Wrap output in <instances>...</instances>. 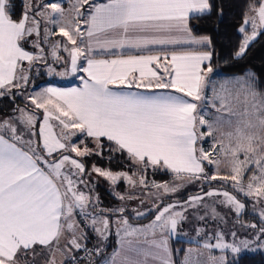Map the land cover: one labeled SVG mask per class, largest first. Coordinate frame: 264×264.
<instances>
[{
    "label": "snow or ice",
    "instance_id": "1",
    "mask_svg": "<svg viewBox=\"0 0 264 264\" xmlns=\"http://www.w3.org/2000/svg\"><path fill=\"white\" fill-rule=\"evenodd\" d=\"M210 12L209 0H38L14 19L0 0V98L27 89L35 65L47 63L42 45L65 68L49 74H83L82 86L43 88L27 96L31 106L0 117V264H36L39 255L45 264H175L169 240L189 216L204 222L195 228L201 247L222 253L208 264L264 250V93L251 70L213 78L211 39L190 27ZM238 32L240 59L264 34V0H251ZM105 145L109 161L126 156L127 171L86 169L82 158L103 157ZM149 171L173 180H149ZM93 174L113 190L121 181L146 189L152 203L114 192L138 206L104 209ZM197 181L199 193L172 199ZM244 200L259 224L243 222ZM213 204L232 210V227L207 231L206 218L228 224ZM182 264L197 262L186 255Z\"/></svg>",
    "mask_w": 264,
    "mask_h": 264
},
{
    "label": "trees",
    "instance_id": "2",
    "mask_svg": "<svg viewBox=\"0 0 264 264\" xmlns=\"http://www.w3.org/2000/svg\"><path fill=\"white\" fill-rule=\"evenodd\" d=\"M37 0H10L12 5L13 18L18 19L26 10V5L31 6ZM211 4V12L203 16L197 17L196 19L190 20V25L193 34L197 36H208L211 39L210 50L213 53L212 64L213 68L216 70L215 74H226V75H242L245 71L251 70L256 74L257 82L256 88L259 92L264 93V34L258 36V38L252 42L245 55L237 59L235 58V53L242 42V34L238 32V28L242 25L245 13L248 10V4L251 0H209ZM103 2V0H101ZM32 4V5H33ZM34 6V5H33ZM251 31L249 26V32ZM44 51L47 53L46 61L47 63H39V69L35 65V69L30 73L31 79L34 82L33 88L47 84L56 85H68L69 82L62 80H56L54 77H49L46 67L52 62L50 58V50L48 47ZM58 71L63 69V66H59ZM58 68V67H57ZM38 70V73L35 72ZM83 75L80 73V76ZM32 89L28 85L27 89H21L19 92L13 90L14 99H10L7 95L0 98V117H6L10 114L15 106L24 108L28 105L25 104L23 98L21 97L23 93ZM90 143V139H87ZM92 144V143H91ZM93 145V144H92ZM91 145V146H92ZM93 147V146H92ZM109 152L107 150V145H105L103 157L97 155H91L83 157V162L86 165L87 170H91V166L96 164L102 168H108L113 171H127L129 169L130 162L126 156L119 154H112V158L108 160ZM154 180L157 182L168 181L171 177L169 173H152ZM213 185L219 187L216 182ZM123 186H117L121 188ZM97 192L101 195L102 204L105 206L109 205L110 202L115 199L111 194L103 187H96ZM207 190V189H206ZM198 192H192L178 198L179 200H184L188 196L196 194ZM245 201V200H244ZM246 202V201H245ZM254 215L251 214L249 209L242 215L243 222H253L259 220L256 219ZM140 223H148V219H142ZM91 232H88L91 237H89L88 246L94 244L93 236ZM112 237L111 239H113ZM195 246L194 243L177 239L173 241V248L175 250V261L176 264H182L183 259L187 255V249ZM112 246L109 247V250ZM179 250V251H177ZM240 264H264V253L255 254H243L240 258Z\"/></svg>",
    "mask_w": 264,
    "mask_h": 264
},
{
    "label": "rangeland",
    "instance_id": "3",
    "mask_svg": "<svg viewBox=\"0 0 264 264\" xmlns=\"http://www.w3.org/2000/svg\"><path fill=\"white\" fill-rule=\"evenodd\" d=\"M44 2H46V3L47 2H54V0H44ZM37 3H38V0L34 4L33 3L32 4L36 5ZM32 4H31V6H33ZM63 6L67 9L68 4L65 2L63 4ZM41 35H43V31L42 30H41ZM32 39H35V36H33ZM57 39H60V38L59 37L50 38V43L55 41V40H57ZM46 47L47 46H45V48ZM44 55H45V59H47L46 58L47 53L45 51H44ZM59 55L64 57L65 59H67V53L63 52L62 54H60V52H59ZM50 58L52 59L51 54H50ZM55 65L58 67V69L60 68L59 66H61L59 63H55ZM36 67L39 69V63L36 65ZM52 68H54L56 70L55 66L52 67ZM61 70L65 71V68H63ZM61 70L60 71L56 70V72L57 73L58 72H62ZM37 73H38V70L35 72V74H37ZM47 74L49 75V77H54L56 80H62V81H65V82L75 81V80H77L78 77H80V73L79 72L76 73V74H72L71 72H69L65 76L49 74L48 71H47ZM30 76H31V74H30ZM221 76H223V77H231V76H234V75L221 74L217 78H221ZM33 83L34 82L32 81V79L30 77L29 85H30V87H32V89H29L27 92L23 93L22 96H21L23 98L25 104L28 105V106H31V105H30V102L26 99L27 96L29 94L33 93V92H37V91H40L43 88H46L44 85H42L41 87L35 89V88H33ZM210 111H212V110H210ZM213 115H215L214 111H213ZM76 142H78L77 138L73 137V143H76ZM81 147H83V145ZM88 147L91 148V146H88ZM204 147L205 148L208 147V142L207 141L204 142ZM221 171L223 173V171H224L223 166L221 168ZM148 178H149V180H154V176L152 174H150V172H148ZM91 179L96 181V183L94 185V190H95V193H97L99 195L100 206L102 208H104V209H113V208L120 207L122 205H126L129 209L136 208L138 206V204H139V199H145L146 204H151L152 203L151 198H146L147 197V190L146 189H143V188H129L125 182L121 181L120 183H118L117 185L114 186V190H113V186L110 185V183L106 179H104L103 177H99L98 175L93 174ZM172 180H173V177L171 176L168 181L171 182ZM120 184H122L123 186H121V188H117V186H120ZM96 187H103L111 194L112 197L114 196L115 199H113L110 202V206L109 205L105 206L104 204H102L103 201H102L101 195L97 192ZM200 190H201V184H200L199 181L193 182V183H188L184 188H182L180 191L175 193V195L172 197V199H178V198H180L182 196H185L186 194H190L192 192H198L199 193ZM114 192L115 193H119V194H125V195H135L139 199H130V200L122 202L120 199L117 198V196L114 194ZM193 195H195V194H193ZM180 201H183V200H180ZM245 201H244V203L246 205H248V207L246 208L245 212L247 211V209H249V211L251 212L250 202L248 200H245ZM206 202L209 203V204H212V198H208L206 200ZM213 206L216 208V211L218 213H220L222 216H224L225 220L228 221V224L227 225H219V222L217 220H212L210 218H206L207 219V231L212 232L218 226L224 227L225 229L232 227L233 223H235V221H236L235 214L232 212V210H230L229 208L225 207L224 205L213 204ZM200 214H203V210H201ZM255 217H257V216H255ZM256 219H258V218H256ZM203 223L204 222L197 221L192 216H189V220L186 223H183L180 226V229L178 230L180 232V234L177 235L176 237H174L175 239H181V240H185V241H188V242H191V243L195 244V246L191 247V249H193V251L191 253H187V255L193 261H196L197 264H208L210 256L219 257L220 255H222V253H220L219 250H212L211 252H209L208 250H206L203 247H201L202 241H201L200 237H197L195 235V228L197 226H202ZM247 223H256V224H258L257 221H253V222L249 221ZM236 227L239 228V224H236ZM239 232H240L241 235L247 234L244 229H240ZM92 235H93V233H92ZM111 238H110V240L108 242L109 243V247L110 246L115 247L116 246V238L115 237L113 239H111ZM93 241H94V243L97 242L95 237L93 238ZM109 247H108L107 250L109 252H111L112 249L109 250ZM255 253H264V250L245 252L243 254H255ZM224 255H227V254L225 253ZM227 258H228L229 261L231 260V256L230 255H228ZM57 259L59 260V257H57ZM36 264H37V262H36Z\"/></svg>",
    "mask_w": 264,
    "mask_h": 264
},
{
    "label": "crops",
    "instance_id": "4",
    "mask_svg": "<svg viewBox=\"0 0 264 264\" xmlns=\"http://www.w3.org/2000/svg\"><path fill=\"white\" fill-rule=\"evenodd\" d=\"M210 2V1H209ZM190 27H191V25H190ZM53 38V37H52ZM43 46V45H42ZM211 46V45H210ZM26 47H28L27 45H26ZM28 50H32L31 48H28ZM63 52L62 51H60V54H62ZM25 63H27V62H25ZM49 66H51V67H54L55 66V68H56V70L58 71V68H57V66L55 65V63H53V62H51L50 64H49ZM48 66V67H49ZM48 67H46V69H45V71H48ZM62 71V70H61ZM220 76V74H215L214 75V79H216L217 77H219ZM76 82V83H75ZM45 87H59V88H72V87H80V86H82V82H81V80H80V78L78 77L77 78V80H75V81H71V82H69V84L68 85H62V86H60V85H56V84H47V85H44ZM39 87H41V86H38V87H36L35 89H37V88H39ZM14 90V89H13ZM75 138H77V141H80V139H82V137L81 136H79V135H77ZM84 144H87L88 146H91L92 144L87 140V139H84ZM82 146V145H81ZM93 146V145H92ZM91 146V147H92ZM170 175H171V173H169ZM172 176V175H171ZM146 224V223H145ZM91 234V233H90ZM88 236L89 237H91V235H89L88 234ZM174 240H177V239H175V238H171L170 240H169V246H170V248L172 249V257H173V260H174V262H175V264H176V261H175V250H174V248H173V241ZM36 262H37V264H45V261H44V257H43V255H39V256H37L36 257ZM39 262V263H38Z\"/></svg>",
    "mask_w": 264,
    "mask_h": 264
},
{
    "label": "built area",
    "instance_id": "5",
    "mask_svg": "<svg viewBox=\"0 0 264 264\" xmlns=\"http://www.w3.org/2000/svg\"><path fill=\"white\" fill-rule=\"evenodd\" d=\"M88 247H92V246H88Z\"/></svg>",
    "mask_w": 264,
    "mask_h": 264
}]
</instances>
